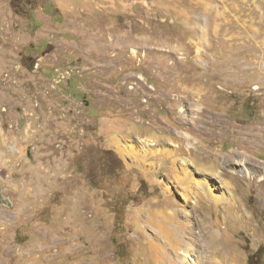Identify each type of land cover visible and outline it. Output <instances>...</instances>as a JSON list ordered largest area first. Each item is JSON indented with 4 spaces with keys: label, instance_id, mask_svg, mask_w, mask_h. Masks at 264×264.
<instances>
[{
    "label": "rangeland",
    "instance_id": "1",
    "mask_svg": "<svg viewBox=\"0 0 264 264\" xmlns=\"http://www.w3.org/2000/svg\"><path fill=\"white\" fill-rule=\"evenodd\" d=\"M150 213L264 264V0H0V264L172 258Z\"/></svg>",
    "mask_w": 264,
    "mask_h": 264
},
{
    "label": "bare ground",
    "instance_id": "2",
    "mask_svg": "<svg viewBox=\"0 0 264 264\" xmlns=\"http://www.w3.org/2000/svg\"><path fill=\"white\" fill-rule=\"evenodd\" d=\"M221 180L222 181H227V178L225 176L224 177L222 176V179ZM217 197H218V199L220 201H223V198L222 197H219V195ZM186 199L188 201H192V199H189L188 196H187ZM164 214L165 213H163L162 215H164ZM149 215H150V219H151L152 224H155V221H156V225H157V228L159 229L160 234L163 236V238L165 240H167L170 243H172L171 244L172 245V249L175 250L174 253L172 254L173 257L171 258L170 257L171 255L169 254V252L167 253L164 250H162L161 247L157 245V243H152L150 245V247H152L154 263L155 264H175V262H174V256H176V257L179 256L180 257L181 255L182 256H185V258H188V260L190 262H196V260H194L192 257L190 258V256H188L186 253L185 254L179 253V251H178L179 248H181V246L185 245V243L183 244V241L180 238H178V240L176 241L177 237H179V236L176 235V232H174V231L171 230L172 227H170V226H172L171 225L172 222H171L170 218L168 219V221H161V222H159V221H157V217L159 216L158 214L150 213ZM174 230H175V228H174ZM11 251H12V249L9 250V253Z\"/></svg>",
    "mask_w": 264,
    "mask_h": 264
},
{
    "label": "crops",
    "instance_id": "3",
    "mask_svg": "<svg viewBox=\"0 0 264 264\" xmlns=\"http://www.w3.org/2000/svg\"><path fill=\"white\" fill-rule=\"evenodd\" d=\"M186 2L188 1V0H185ZM69 5H68V3L67 2H63L58 8H66V7H68ZM183 11V13L181 14V15H185L186 13V10L184 9V10H182ZM196 33L197 34H199V37H197V39H199L201 42H203L202 41V39L200 38V36L202 35L201 34V28H199V29H197V31H196Z\"/></svg>",
    "mask_w": 264,
    "mask_h": 264
},
{
    "label": "trees",
    "instance_id": "4",
    "mask_svg": "<svg viewBox=\"0 0 264 264\" xmlns=\"http://www.w3.org/2000/svg\"><path fill=\"white\" fill-rule=\"evenodd\" d=\"M263 250H264L263 247H260L259 250H258V254L261 253Z\"/></svg>",
    "mask_w": 264,
    "mask_h": 264
}]
</instances>
